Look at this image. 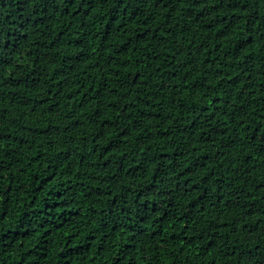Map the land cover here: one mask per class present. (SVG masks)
Returning <instances> with one entry per match:
<instances>
[{
  "label": "trees",
  "instance_id": "1",
  "mask_svg": "<svg viewBox=\"0 0 264 264\" xmlns=\"http://www.w3.org/2000/svg\"><path fill=\"white\" fill-rule=\"evenodd\" d=\"M0 264H264V0H0Z\"/></svg>",
  "mask_w": 264,
  "mask_h": 264
}]
</instances>
